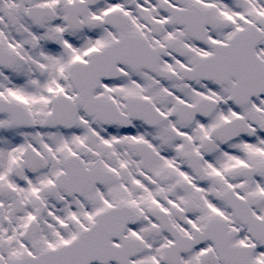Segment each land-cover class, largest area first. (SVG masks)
<instances>
[{"label": "snow or ice", "instance_id": "obj_1", "mask_svg": "<svg viewBox=\"0 0 264 264\" xmlns=\"http://www.w3.org/2000/svg\"><path fill=\"white\" fill-rule=\"evenodd\" d=\"M0 264H264V0H0Z\"/></svg>", "mask_w": 264, "mask_h": 264}]
</instances>
